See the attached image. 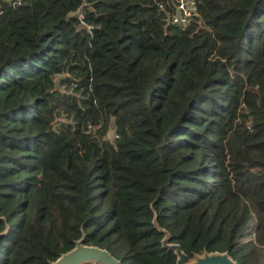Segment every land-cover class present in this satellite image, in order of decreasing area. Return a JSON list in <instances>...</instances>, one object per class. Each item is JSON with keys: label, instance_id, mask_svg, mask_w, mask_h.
<instances>
[{"label": "trees", "instance_id": "obj_1", "mask_svg": "<svg viewBox=\"0 0 264 264\" xmlns=\"http://www.w3.org/2000/svg\"><path fill=\"white\" fill-rule=\"evenodd\" d=\"M13 1L0 264H48L81 235L121 264H175L153 218L189 260L264 264V0H192L184 29L177 0Z\"/></svg>", "mask_w": 264, "mask_h": 264}, {"label": "water", "instance_id": "obj_2", "mask_svg": "<svg viewBox=\"0 0 264 264\" xmlns=\"http://www.w3.org/2000/svg\"><path fill=\"white\" fill-rule=\"evenodd\" d=\"M152 225L163 234L161 247L172 251L176 257L175 264H236L227 254V252H203L201 255L195 254L192 260H189L179 245L170 243V235L156 225L154 218ZM2 234H0L1 236ZM48 264H121L119 260L113 257L105 249L96 246L84 244V236L74 242V247L61 254L55 261Z\"/></svg>", "mask_w": 264, "mask_h": 264}, {"label": "built area", "instance_id": "obj_3", "mask_svg": "<svg viewBox=\"0 0 264 264\" xmlns=\"http://www.w3.org/2000/svg\"><path fill=\"white\" fill-rule=\"evenodd\" d=\"M23 0H14L13 6H20ZM175 13L170 16L169 22L173 25H177L181 28H187L189 22L193 17L198 16L197 5L192 0H177L174 5ZM81 19V16H80ZM90 129L91 126H88ZM114 137L115 132L113 131Z\"/></svg>", "mask_w": 264, "mask_h": 264}, {"label": "rangeland", "instance_id": "obj_4", "mask_svg": "<svg viewBox=\"0 0 264 264\" xmlns=\"http://www.w3.org/2000/svg\"><path fill=\"white\" fill-rule=\"evenodd\" d=\"M109 134H107V138H108V140H113L112 139V128H111V130H109V132H108Z\"/></svg>", "mask_w": 264, "mask_h": 264}]
</instances>
